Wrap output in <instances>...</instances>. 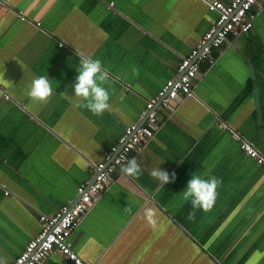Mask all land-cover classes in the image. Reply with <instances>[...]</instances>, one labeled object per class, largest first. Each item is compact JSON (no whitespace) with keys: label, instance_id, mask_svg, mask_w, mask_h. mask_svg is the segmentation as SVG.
Returning <instances> with one entry per match:
<instances>
[{"label":"crops","instance_id":"obj_1","mask_svg":"<svg viewBox=\"0 0 264 264\" xmlns=\"http://www.w3.org/2000/svg\"><path fill=\"white\" fill-rule=\"evenodd\" d=\"M207 1L0 0V256L8 264L41 232L40 215L75 203L125 128L144 123L148 100L218 19ZM79 52L100 59L113 81L102 116L74 96ZM39 76L53 89L44 104L27 95ZM175 108L160 112L161 129L136 157L139 179L117 174L83 218L75 252L96 264H252L260 253L255 264H264V167L232 134L264 152V11ZM156 168L175 181L161 184ZM193 174L223 183L212 210L189 220L181 194ZM149 207L155 229L143 216ZM43 264L74 263L55 251Z\"/></svg>","mask_w":264,"mask_h":264},{"label":"built area","instance_id":"obj_2","mask_svg":"<svg viewBox=\"0 0 264 264\" xmlns=\"http://www.w3.org/2000/svg\"><path fill=\"white\" fill-rule=\"evenodd\" d=\"M209 9L218 13V19L188 56L182 58L177 74L152 99L142 112L143 124L127 126L118 143L104 160L93 166V179L77 189L75 203L63 206L54 215L41 214V232L32 239L12 264H43L55 251L74 264H96L79 257L72 237L83 218L94 208L98 198L115 181V176L128 160L137 157L161 129L160 112L171 114L180 102L194 97L196 81L203 69L214 64L216 52H221L232 38L250 33L264 11V0L207 1ZM23 21L27 20L25 17ZM40 25V24H38ZM63 46V44H61ZM9 100L8 96H5ZM241 150L259 166L264 167V152L253 143L239 137ZM9 195V192H6Z\"/></svg>","mask_w":264,"mask_h":264},{"label":"clouds","instance_id":"obj_3","mask_svg":"<svg viewBox=\"0 0 264 264\" xmlns=\"http://www.w3.org/2000/svg\"><path fill=\"white\" fill-rule=\"evenodd\" d=\"M80 64L77 69L78 76L74 83V96L79 98V107L88 109L95 116H102L106 111L110 110V91L113 81L110 80L109 70L103 67L100 59H92L84 52L77 53ZM133 75L139 76V68L132 67ZM53 94L52 85L48 76H39L35 78L28 89L27 95L37 104L47 103ZM121 172L129 177L139 179L142 174L141 164L136 157L128 160L127 165L121 168ZM151 176L157 179L161 184L174 182L176 173L156 168L151 171ZM223 181L216 176L208 179L202 178L200 175L193 174L188 181L186 190L181 194L184 201H190L192 211L188 214L189 220H194L196 212L203 210L209 212L212 210L217 196V189L222 185ZM131 211L130 208L125 209ZM144 219L147 224L155 229L158 224L157 212L154 208H145L143 212ZM260 253L254 254L252 264L260 257ZM0 264H8L6 256H0Z\"/></svg>","mask_w":264,"mask_h":264}]
</instances>
